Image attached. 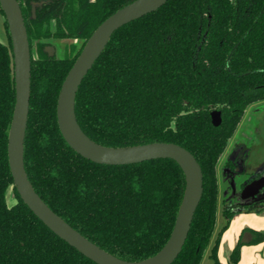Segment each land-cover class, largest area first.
Instances as JSON below:
<instances>
[{
	"label": "trees",
	"instance_id": "16d2710c",
	"mask_svg": "<svg viewBox=\"0 0 264 264\" xmlns=\"http://www.w3.org/2000/svg\"><path fill=\"white\" fill-rule=\"evenodd\" d=\"M18 1L32 49L24 150L29 179L58 215L109 253L128 261L153 256L175 226L186 189L183 169L170 158L99 164L74 151L59 129L57 101L83 47L63 58L46 49L52 38L86 43L108 16L135 0ZM0 12L5 17L1 6ZM5 25L9 43L0 41V264H97L45 225L15 187L18 201L7 203L14 184L8 136L16 90L6 20ZM261 101L264 0H168L116 30L84 77L76 115L92 140L107 147L173 142L191 151L202 167L203 196L172 264L202 263L216 229L220 158L247 108ZM213 110L222 112L217 127ZM223 212L225 229L241 211L225 206ZM223 230L211 247L214 264H222ZM251 232L249 243L259 241L262 235ZM244 244L241 239L233 251L235 264Z\"/></svg>",
	"mask_w": 264,
	"mask_h": 264
},
{
	"label": "water",
	"instance_id": "95a60500",
	"mask_svg": "<svg viewBox=\"0 0 264 264\" xmlns=\"http://www.w3.org/2000/svg\"><path fill=\"white\" fill-rule=\"evenodd\" d=\"M168 0H135L108 16L92 33L69 70L57 101L59 129L69 146L82 157L106 165H128L170 158L186 176L185 194L175 226L165 246L151 257L139 261L121 259L71 226L37 193L25 166V137L30 111L32 51L28 28L18 0H0L12 41L16 101L8 136V158L13 186L22 200L55 234L97 264H172L181 253L194 214L203 196V170L194 154L173 142H152L129 147H107L92 140L81 128L76 115V96L80 85L99 58L113 33L123 25L158 10ZM212 124L222 123V112L213 110ZM264 188V178L255 179L243 189V198L255 197ZM257 201L264 197L256 198Z\"/></svg>",
	"mask_w": 264,
	"mask_h": 264
},
{
	"label": "rangeland",
	"instance_id": "374dc122",
	"mask_svg": "<svg viewBox=\"0 0 264 264\" xmlns=\"http://www.w3.org/2000/svg\"><path fill=\"white\" fill-rule=\"evenodd\" d=\"M0 41L3 43H9V36L6 30L5 17L0 12ZM36 43V42H35ZM52 50L56 53V56L63 58L66 55L77 52L81 47H84L85 42L83 39L72 40H55L51 41ZM75 47V48H74ZM74 48V49H73ZM33 54L38 57V49L36 44L34 45ZM259 138V139H258ZM234 141L238 139L239 144L246 145V149L252 153L248 156L249 162L254 164H264V101L255 103L247 108L243 121L235 135ZM234 143V142H233ZM224 157L220 159L219 170H222V163ZM219 171V195H218V207H217V221L216 229L213 237L212 245L217 238L219 232L227 225V218L223 212V200L225 191L227 190V184L222 179ZM12 187V186H11ZM231 195V194H230ZM230 196H225L228 198ZM16 201V198H15ZM11 202V201H10ZM11 204V203H10ZM230 206V205H229ZM231 208V207H230ZM260 212L248 211L244 213L236 214L228 224V226L222 231L220 244L218 248V257L226 259L227 264H235L232 261V254L241 240V236L245 231H255L261 236L259 241L248 243L249 245H242L239 252L237 264L249 263V264H264V205L262 203ZM253 209V210H257ZM240 211V210H238ZM261 246V247H260ZM212 247V246H211ZM211 248L207 250L201 264H214L210 257Z\"/></svg>",
	"mask_w": 264,
	"mask_h": 264
},
{
	"label": "flooded vegetation",
	"instance_id": "af4514ba",
	"mask_svg": "<svg viewBox=\"0 0 264 264\" xmlns=\"http://www.w3.org/2000/svg\"><path fill=\"white\" fill-rule=\"evenodd\" d=\"M72 39H75V38H69V40H72ZM55 40L61 41V40H68V39L52 38V39L46 40V42L48 43V45L46 46L47 51H49L50 54L56 55L54 50H52L53 49L52 45H50L51 41H55ZM242 121L243 119L241 120L238 126V129ZM237 131L235 132L233 137L229 140L227 148L222 155L224 157L223 163L221 165L222 170L221 171L219 170L220 161L217 167L218 182H219V171H220L222 179L227 184V190L225 191V196H230L228 198H225L224 196L223 208L225 206L230 205L229 207H231V209L237 210V211L238 210L246 211L247 209L253 210V209H257L258 207H261L262 203L264 205V200H261V201L256 200V198L258 197L259 198L264 197V188L255 197H247V198H243V195H242L243 189L245 188L247 184L251 183L253 180L264 178V164L260 165V167H257L258 169H256L255 171L248 173L245 179L241 177L245 173L246 160L250 153L246 149V145L239 144L238 139L234 141L235 139L233 138H235ZM13 189H14V186L12 187L10 186L7 191L6 199H7V203L9 206L15 205L18 201ZM15 198H16V201H15Z\"/></svg>",
	"mask_w": 264,
	"mask_h": 264
},
{
	"label": "crops",
	"instance_id": "0c3cea01",
	"mask_svg": "<svg viewBox=\"0 0 264 264\" xmlns=\"http://www.w3.org/2000/svg\"><path fill=\"white\" fill-rule=\"evenodd\" d=\"M258 139H259V138H258ZM249 153L251 154L252 152L249 151ZM250 154H249V155H250ZM249 158H250V156H248V158H247V160H246L245 173L241 176V177L244 178V179L246 178V176L248 175V173H251V172L255 171L256 169H258L257 167H260V164H259V163H258V164L256 163V164L253 165L252 162H249ZM260 208H261V207H260ZM250 211H255V212H257L256 210H250ZM244 212H248V211L243 210V211H241V212H239V213H244ZM239 213H237V214H239ZM239 215H240V214H239ZM253 238H254V234H253L252 232H250V231H245V232H243V234H242V236H241L242 241L246 243L245 245H249L248 243H249ZM211 246H212V244H211ZM211 246L209 247V249L211 248ZM261 246L264 247V244H262ZM261 246H260V247H261ZM218 258H219V261H220L222 264H227V261H226L225 258L220 257V255H219ZM240 264H243V263L240 262ZM245 264H249V263H245Z\"/></svg>",
	"mask_w": 264,
	"mask_h": 264
}]
</instances>
